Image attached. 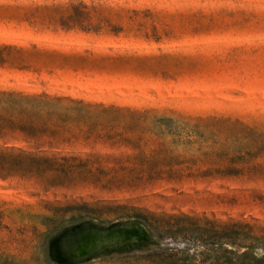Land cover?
<instances>
[{"label": "rangeland", "instance_id": "1", "mask_svg": "<svg viewBox=\"0 0 264 264\" xmlns=\"http://www.w3.org/2000/svg\"><path fill=\"white\" fill-rule=\"evenodd\" d=\"M0 44L23 49L0 66V89L69 95L198 126V157L227 154L206 167L228 166L231 158L243 173L147 182L118 173L54 189L38 180H0V205L25 204V216L45 201L87 210L35 255L26 217L16 230L17 216L5 214L12 231L0 232V260L150 264L191 253L177 252L184 243L164 240L155 228L169 216L264 223V0H0ZM56 147L95 166L134 162L135 153L108 144ZM165 243L177 249L161 253ZM153 252L160 254L146 257Z\"/></svg>", "mask_w": 264, "mask_h": 264}, {"label": "trees", "instance_id": "2", "mask_svg": "<svg viewBox=\"0 0 264 264\" xmlns=\"http://www.w3.org/2000/svg\"><path fill=\"white\" fill-rule=\"evenodd\" d=\"M82 8H85L81 4ZM23 49L0 44V66L9 63L12 51ZM198 126L157 116L149 111L133 110L113 104L83 100L55 93H28L15 89H0V180H38L47 188H62L78 181H110L120 173L134 182L152 180L178 181L181 178L223 179L242 175V170L230 166H209L214 159L226 157L222 151L199 154L193 152ZM83 140L108 144L131 151L134 162L107 168L94 165L89 158L58 151L56 146ZM201 163L198 167L197 163ZM201 167H206L202 169ZM6 206V207H5ZM5 207V208H4ZM30 208V205H26ZM5 214L17 216V229L31 233L32 255L40 243L45 251L50 236L65 226L83 219L85 206L77 203L59 204L45 201L35 213L25 216V204L0 205V232H11L3 223ZM137 219L146 221L138 214ZM11 222V225H15ZM161 238L184 243L185 257L168 253L161 261L150 264H264V223L253 220H227L179 214L156 224ZM179 239V240H178ZM161 253L176 250L167 243ZM171 252V251H170ZM153 252L147 258L158 255ZM47 262V260H46ZM0 264H45L41 260L16 262L0 260Z\"/></svg>", "mask_w": 264, "mask_h": 264}]
</instances>
